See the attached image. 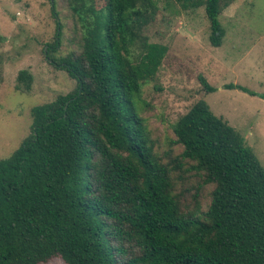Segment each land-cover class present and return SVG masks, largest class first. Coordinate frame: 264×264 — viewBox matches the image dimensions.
<instances>
[{"label": "trees", "instance_id": "trees-1", "mask_svg": "<svg viewBox=\"0 0 264 264\" xmlns=\"http://www.w3.org/2000/svg\"><path fill=\"white\" fill-rule=\"evenodd\" d=\"M64 1L80 51L49 55L60 45L57 20L43 53L76 86L31 108L30 133L0 159V264H264V167L243 137L199 98L173 124L180 154L163 162L139 114L167 53L146 33L157 1ZM177 1L204 8L219 47L218 17L235 0ZM16 82L29 92L32 76L21 70ZM177 173L195 185L176 191Z\"/></svg>", "mask_w": 264, "mask_h": 264}, {"label": "rangeland", "instance_id": "rangeland-1", "mask_svg": "<svg viewBox=\"0 0 264 264\" xmlns=\"http://www.w3.org/2000/svg\"><path fill=\"white\" fill-rule=\"evenodd\" d=\"M158 11L147 31L152 43L166 46L167 53L155 83L146 84L141 95L140 116L163 162L181 152L173 144V124L202 98L211 112L222 117L244 139L264 167V101L235 89L240 85L264 93V0H235L218 20L224 30L221 45L209 41V22L203 7L181 10L177 0H155ZM103 3V0H101ZM56 18L49 0H0V159L9 157L30 133V110L70 93L75 81L47 58L56 22L60 45L49 54L65 58L80 51L81 28L64 0H56ZM45 51V54L43 53ZM32 76L29 92L15 89L18 72ZM203 76L215 92L203 91ZM176 191L193 187V179H179ZM210 187L203 189L206 194ZM208 204V195L202 198ZM46 264H65L55 258Z\"/></svg>", "mask_w": 264, "mask_h": 264}, {"label": "crops", "instance_id": "crops-1", "mask_svg": "<svg viewBox=\"0 0 264 264\" xmlns=\"http://www.w3.org/2000/svg\"><path fill=\"white\" fill-rule=\"evenodd\" d=\"M231 6H233V5H231ZM231 6H230V7H231Z\"/></svg>", "mask_w": 264, "mask_h": 264}]
</instances>
